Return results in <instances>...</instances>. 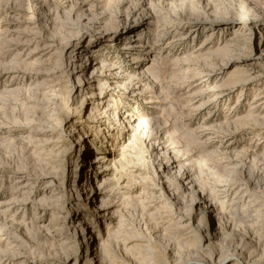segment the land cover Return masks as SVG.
<instances>
[{
    "label": "rangeland",
    "instance_id": "1",
    "mask_svg": "<svg viewBox=\"0 0 264 264\" xmlns=\"http://www.w3.org/2000/svg\"><path fill=\"white\" fill-rule=\"evenodd\" d=\"M263 56L264 0H0V264H185L191 189L263 264Z\"/></svg>",
    "mask_w": 264,
    "mask_h": 264
},
{
    "label": "bare ground",
    "instance_id": "2",
    "mask_svg": "<svg viewBox=\"0 0 264 264\" xmlns=\"http://www.w3.org/2000/svg\"><path fill=\"white\" fill-rule=\"evenodd\" d=\"M136 21H137L136 19H133V20L131 19L129 23H126L125 24V27H127V28H135L136 24H133V23H136ZM247 21H249V25L251 27L254 26V24H252L253 18H250V19L246 20L245 22H247ZM191 31H192V28L188 30V32H190V33H191ZM132 43H127V45L124 46L123 48H127L128 49L130 47L143 46V45H137V44H132ZM86 55L87 54L84 53V57ZM89 66H90V63L88 65H85L84 66V70H86ZM93 72H95V71H93ZM90 77H91V80H89V79L87 80L86 79L84 85H90V84L92 85V83L95 82V80H96L94 78L95 77V74H92ZM90 93H93V92H90ZM100 95H99V97H100ZM100 98L101 99L99 100V102H97V104H99V106L102 103L101 102L102 101V97H100ZM97 121L101 122L99 119H97ZM90 151H92V149L90 150V148H89V152ZM100 155L101 154H97L92 160H90V163H91L92 166H99L100 167L101 165H103L102 164V157ZM181 182H183L182 184L183 185H186V187H187V185H189V181L187 180V177L186 176L182 178ZM185 190H187V188ZM190 191H191V193L193 194L194 197L192 198L191 203L188 205V208H190L193 211H195V213H196V211H198V210L201 209L203 215L205 216V218L207 217L208 219H206L207 220L206 225L205 226H202L200 224L201 222L199 220H197V222H194L195 221V217H194L195 215H193L192 216V219L193 220L191 219V220H189L188 222H186L185 224L182 225V227H184V226H186L188 228L192 227L193 230H197L198 236H199V240H198V242H199V247H198L199 250L194 254L195 255L194 258H192L191 260H188L187 262H185V264H227V263H229L230 261H232V258L235 255H228L227 253L226 254L225 253H222V250H221V252L219 250L220 247L217 248V246H218L217 242L220 241V239H223L224 238V237L222 238V236L224 234H226L225 233L226 231L223 230L224 229L223 228V225L218 221V218L216 217V215L214 213L215 212V206L212 203H210L209 200H207L206 198H204V196L200 192L197 193V191H194L193 189H191ZM88 194H89V192H88ZM97 206L99 207V205H97ZM107 208H108L107 206H103L102 205V207H99L98 208V213H100L101 211H103V213H105V210ZM162 222H167V221H163L162 220ZM159 227H161V226H159ZM164 228H166V227H164ZM152 230L155 231V232L158 231V229L156 227H154ZM200 231L205 232L206 233L205 236L200 237ZM224 236H227V235H224ZM92 241H94V239ZM202 242H205V244H204L203 247H202ZM253 246H255V243H253V241H252L251 244L249 245V247L252 248ZM246 247H248V246H246ZM87 248H89V245H87ZM256 248L257 247L255 246V249H253V248H252L253 250L250 249L251 251H247V250H245L246 249L245 248L244 251H241L240 253L236 254V257L237 258H244L246 256V259L245 260L244 259H243V261L241 260L242 261V264H262L261 263L262 261L260 262V259L261 258L260 259L259 258H256V256H257V253L255 252L256 251ZM165 249H168V251L172 249L171 247H169V243L167 244V246L165 247ZM95 250L96 249H91L89 253H85V259L87 260V262L89 264H96L98 262V259H97L98 254H97V251H95ZM204 251L207 252V253H204ZM245 252H248V253L245 254ZM232 254H234V253H232ZM78 259H81V257L78 256ZM78 259L77 258L74 259L73 260L74 262L72 264H78L77 263V260Z\"/></svg>",
    "mask_w": 264,
    "mask_h": 264
}]
</instances>
